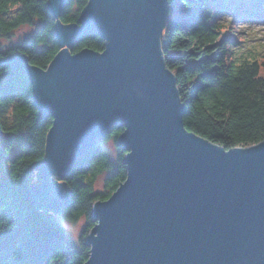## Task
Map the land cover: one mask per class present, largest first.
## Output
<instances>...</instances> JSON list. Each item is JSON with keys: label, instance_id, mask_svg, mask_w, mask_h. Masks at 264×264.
Returning a JSON list of instances; mask_svg holds the SVG:
<instances>
[{"label": "water", "instance_id": "obj_1", "mask_svg": "<svg viewBox=\"0 0 264 264\" xmlns=\"http://www.w3.org/2000/svg\"><path fill=\"white\" fill-rule=\"evenodd\" d=\"M69 1L48 0L61 50L46 69L24 55L0 61L24 68L36 108L53 119L30 190L37 209L63 215L77 162L123 128L127 177L93 206L84 264H264V141L226 151L186 129L163 51L169 0H89L64 24ZM89 33L105 49L73 54Z\"/></svg>", "mask_w": 264, "mask_h": 264}, {"label": "trees", "instance_id": "obj_2", "mask_svg": "<svg viewBox=\"0 0 264 264\" xmlns=\"http://www.w3.org/2000/svg\"><path fill=\"white\" fill-rule=\"evenodd\" d=\"M89 0H70L59 19L78 23ZM250 1V0H245ZM10 0H0V61L24 55L32 66L46 69L61 50L54 35L56 19L48 0H11L20 7L8 10ZM170 14L163 33L167 67L176 75L186 106L185 126L190 132L226 151L264 141V43H246L235 21L218 31L226 15L223 0H169ZM23 23L35 28L31 37L13 42ZM102 52L105 42L95 33L80 37L70 51ZM52 117L41 116L33 101L32 85L24 68L0 63V264H84L90 254L86 239L95 226L92 209L108 200L127 177V150L117 145L123 128L107 137L118 153L96 157L101 144L80 158L66 182L71 200L63 215L38 210L30 190L44 161ZM91 177V178H90ZM86 216L77 243L67 227Z\"/></svg>", "mask_w": 264, "mask_h": 264}, {"label": "rangeland", "instance_id": "obj_3", "mask_svg": "<svg viewBox=\"0 0 264 264\" xmlns=\"http://www.w3.org/2000/svg\"><path fill=\"white\" fill-rule=\"evenodd\" d=\"M223 5L225 8L226 15L231 16L232 22L237 23V27L240 33L247 38L246 43L240 44V49L252 44L264 43V36H261V32H264V0H223ZM242 25H247V27H242ZM35 32L34 27H30L27 30L22 28L15 32L13 39L14 43L22 41L25 36H31ZM109 147L113 149L112 142H109ZM85 226V221L79 227V235ZM69 230V229H68Z\"/></svg>", "mask_w": 264, "mask_h": 264}, {"label": "clouds", "instance_id": "obj_4", "mask_svg": "<svg viewBox=\"0 0 264 264\" xmlns=\"http://www.w3.org/2000/svg\"><path fill=\"white\" fill-rule=\"evenodd\" d=\"M185 4L187 5V0H184ZM21 5L19 2H10L6 5L7 9L8 10H13V9H16V8H19ZM232 22V17L231 16H225L223 19H221L219 22H218V31H220L221 33H223L224 31H227L228 30V27L229 25L231 24ZM31 25L30 24H27V23H23L20 28H22L23 30H27L28 28H30ZM242 27H247V25H242ZM17 31H19V29H17ZM261 36H264V32H261ZM0 40H3V43L4 44H7L8 41L6 39H3V37H0ZM101 148L102 150L97 152L96 154H94L93 156H91L88 160V165L91 166V163L92 161L96 158V157H99L103 154H105L106 152L110 153L111 155V158L113 160H115L117 158V155L118 153L115 152V151H112V149L109 147V142L107 140V136L101 141ZM91 178V177H90ZM128 179H129V176H128ZM86 219V216L83 214V213H80L79 214V218L78 220L73 223V219L71 216L67 217V227L71 233V239L72 240H77V236H78V233H79V227L81 224L84 223ZM98 233H95L93 235V238H98ZM77 243H78V240H77ZM92 259V257H90ZM53 260H54V256L53 254L51 253H48L46 255V264H53Z\"/></svg>", "mask_w": 264, "mask_h": 264}]
</instances>
